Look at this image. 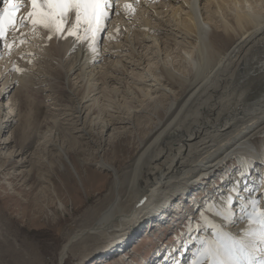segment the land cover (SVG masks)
<instances>
[{"label": "bare ground", "instance_id": "bare-ground-1", "mask_svg": "<svg viewBox=\"0 0 264 264\" xmlns=\"http://www.w3.org/2000/svg\"><path fill=\"white\" fill-rule=\"evenodd\" d=\"M126 4L132 5V9H126ZM118 7L108 10V20L112 19L105 21L104 30L97 37L98 43L105 32V41L110 39V45L116 42L112 46L105 43L112 49L109 48L108 56L102 61L101 57H96L99 56L97 47L93 52L88 41H76L74 37L66 36V33V38L53 35L52 39H48L51 33L39 27L33 31L30 24L8 34L10 48L5 47L1 40L0 60L3 65L0 64V99L10 103L7 107L2 106L3 111H8L1 117L4 120L0 122V134L7 131L15 143L12 146L19 147L15 150L6 148L5 157H0V168L19 163L14 157L21 155L22 158L25 147L28 146L30 150L35 140L45 139L51 143L46 152L48 156L44 157L45 161L41 157L37 158L31 167L37 166L40 170L38 180L43 186L38 192H50L49 184H46L50 181L46 176L48 165L54 168L55 161L60 162L64 150L84 147L82 141L84 137L91 136L92 128L100 129L101 132L104 128H111L108 133L111 135L115 134L113 130L121 127L127 129L129 121H125L122 115L133 113L132 130L135 129L138 138L134 159L125 165H120L117 160L107 162L110 147H114L121 139H129L130 135L126 131L114 136L117 139L106 149L101 147L100 168L113 170L108 191L101 199H97L91 210L86 211V214L89 213V225L75 231L63 244L60 261L70 252L81 258L98 252L100 256L95 258L97 264L104 262L102 256L111 258L113 253L110 245L114 241L132 236L137 231L136 236H139L142 231L137 228L146 217L151 224L155 223L154 214L164 216L167 221L169 217L166 209H176L180 203L175 197L189 187L201 184L202 180H207L204 188L208 187V180L215 179L214 171H219L217 174L220 175L226 170L223 165L219 169L215 167L230 157L234 158L238 166L223 174L228 182L212 190L207 200L213 197L218 201L213 207L216 210L217 235L223 233L235 240L249 239V232L258 225L245 227L250 219L247 215L251 217L257 211H264V0H122ZM22 11L26 14L29 8L25 7ZM135 14L142 21L141 27L136 28V36L133 35L136 41L129 39L131 35L128 38L126 31L119 30L122 26L127 29L137 26L133 23L135 18L132 16ZM120 32L126 34L122 38V45L117 37ZM143 33L138 40L137 35ZM145 42V48L154 56L148 59L144 56L145 60L138 59L139 62L134 49ZM36 58H39L37 64H48L43 68L44 74L48 76L44 79L45 83L54 96L51 99L56 106L63 101L65 106L68 103L65 112L64 104L61 105V112L68 118L60 121V116H49L44 112L45 118L51 119L43 120L42 126L37 122L41 129L37 126L38 132L35 128V134H32L35 140L24 146L22 141L32 136L29 134L27 137L28 134H25L29 121L26 116L30 110L32 112L38 108V104L42 103L39 99H45L43 93L48 92L35 84ZM126 60H131L132 66L127 65L130 61ZM106 61L110 63L103 67ZM96 62L98 64L93 65ZM145 62L148 72L141 68L138 70L137 67ZM23 65L30 66V70H25ZM145 67L142 66L143 69ZM117 71L119 75L115 73ZM130 73L139 92L133 89L127 91L129 87L122 86L123 80L131 77H127ZM71 77L76 80L74 83L81 84H72ZM116 85L119 86L114 88ZM123 89L133 93L130 97L136 99V106L130 105L129 101L132 100L128 99L129 95L126 97L127 93ZM95 90L100 95L93 94ZM8 93L12 97L6 98ZM120 93L124 101L119 98ZM116 97L123 102L117 107L118 110L123 108L122 113L115 108ZM149 99H153V104L148 103L149 115L141 114L147 108L145 101ZM16 100L20 111L15 112V118L12 113ZM48 111L46 113L49 114ZM13 121L16 122L14 125ZM119 124L123 126H117ZM83 131L86 133L81 135ZM52 134L54 137L47 139ZM114 138L108 137L109 142ZM9 140L0 141V144L9 147L7 145L12 143ZM63 144L66 148H63ZM115 149L112 148L114 154ZM35 152L30 154L36 156ZM255 166L259 169L253 175ZM31 167L29 172L34 170ZM71 167L74 174L78 175L76 166L72 164ZM9 168L16 170L15 173L19 171L14 166ZM21 174H13L12 177L18 178ZM253 176L261 178L256 190L251 186L256 184ZM240 182L248 183L241 193L238 188ZM226 185L230 187L226 189ZM250 188L255 190V197L251 195L248 201L246 198ZM193 190H198V187ZM226 191L233 197L237 196L241 203L236 209L237 214L222 199ZM53 192L58 195L55 187ZM191 201L195 203L194 198ZM60 204L63 209V200ZM190 213L176 214L178 223L188 222L186 216ZM237 223L239 225L235 230L226 228ZM186 238L190 240L194 237L186 235ZM202 242L200 238L197 239L193 253L184 254L186 260L194 257L196 260L202 259L199 255ZM147 243L138 246L148 248ZM121 247L128 245L121 244ZM257 247L264 245L258 244ZM129 253L130 258L133 253ZM175 253L179 257L182 250L177 249ZM126 255L113 261L124 259ZM255 255L263 258L264 252L258 251ZM142 258L138 255V259ZM127 259L119 264H131ZM204 264H207L206 260Z\"/></svg>", "mask_w": 264, "mask_h": 264}, {"label": "rangeland", "instance_id": "rangeland-1", "mask_svg": "<svg viewBox=\"0 0 264 264\" xmlns=\"http://www.w3.org/2000/svg\"><path fill=\"white\" fill-rule=\"evenodd\" d=\"M167 9L169 11V8H167ZM263 12H264V10H263ZM164 16L166 18V14H164ZM183 16L184 15L182 14V17ZM132 17L135 18L133 23L136 24L137 26L130 27L129 29H127L126 26H122L119 28V30L120 31L121 30L126 31L127 36L129 34L131 35V37L129 35L128 38L129 37H130L129 39L133 38L136 41V39L134 38V36H136V35H134V33L137 31L136 28L138 29V26L141 24L142 21L138 18V16L136 14L133 15ZM136 22H138V23H136ZM152 22L155 24L157 23L154 21H152ZM139 27H141V26H139ZM134 28H135V30H134ZM128 31H129V33H128ZM120 33L121 34H119V35L116 34V35H118L117 36L118 41H120L121 42L120 45H122V43H124V42H122V38L126 34H124L122 32H120ZM143 35H144V33L142 35L141 34L137 35L138 40ZM104 39H106L105 38V32L101 36V38L99 39L98 43L96 44L97 51L99 53V56H96V57L97 58L101 57L102 58L101 61L103 60L104 57L106 58L108 56V53L110 51L109 50L110 39L108 40V42L105 41ZM105 43H108L109 45L105 44ZM114 44H116V42L112 43L110 46H112ZM145 44H146V42L143 43L142 46L136 45L134 52L136 54L135 56L137 57L136 58L137 60L139 59L140 61H144L145 58L148 59V58H151L152 56H154V55H152L153 54L152 52L151 53L149 52L147 47L145 48ZM107 45H108V47H107ZM110 49H112V48H110ZM158 51H159V49H158ZM119 52H120V49H119ZM113 54H116V53L113 52ZM149 55H151V56L149 57ZM144 56H145V58H144ZM140 57H143V58H140ZM162 57H163V55H162ZM152 59H151V61H153ZM38 60H39V58H36V60H34V62L37 64ZM128 61H130V63ZM132 61H133V59H132ZM132 61L126 60V62H128L127 65H131ZM146 61L149 62L148 60H146ZM109 63H110L109 61H106V63L104 64L103 67L108 66ZM97 64L98 63L96 62L93 65H97ZM106 64H108V65H106ZM145 64H146V62L142 65L143 68L145 67ZM39 66H41V64H37L36 66L34 65V67H35V74H34L35 84H37V86L40 88L47 89L48 92L43 93V98H45V99H41V98L39 99L40 101L42 100V103L38 104V108H34V110L32 112L30 110L28 115L26 116V119H28V117H29V121L27 122L28 123L27 131L25 132L26 135L28 134L27 137L29 136V134L34 135L35 131L38 132L37 128L41 129V127H39V126H42L43 120L45 121L48 119V117H47V119L45 118V115H49V116L53 115L54 116V114H56V116H60V121H63L66 118H68L67 115L64 116L63 115L64 113H62L63 111L64 112L66 111L65 108L68 107V105H67L68 103L66 104L67 107L65 106V101H63L64 103L61 102L62 104H59V106H56V104H54V101H52V99H51L54 96L51 93V91L49 90V87L45 83L46 81L44 79L48 76H46V74H44L43 68L47 67L48 64L43 62L42 66L40 68H39ZM138 66H140V65H138ZM142 66H140L139 68L137 67V69L139 70L141 68L143 71H146L148 65L145 67V69H143ZM23 67H25V70H27V69H29L30 66L23 65ZM52 67H55V66L52 65ZM151 68L152 67H150V69ZM87 72H89V70ZM94 72H96V71H94ZM146 72H148V70ZM115 73L117 75H119L118 71ZM131 75H132V73H130V75L128 74L127 77H129ZM34 77H32V78H34ZM132 78L133 77L131 76V77L127 78L126 80H123L122 86L127 85L129 87V88H126L127 91L131 90V89L138 91L137 87L135 86L136 85L135 81H134L135 79L134 78L132 79ZM132 80L134 83L131 82ZM1 81H2V79H1ZM75 81L76 80L75 79L73 80L71 77V83L72 82L74 83ZM136 81H138V80H136ZM125 83H128L129 85L125 84ZM74 84H76V83H74ZM77 84L80 85L81 83L79 82ZM142 85H143V83H142ZM117 86H119V85H116L113 87L115 88ZM131 87H134V88H131ZM126 89H123V90H125V92L127 93ZM97 93H98V90H95L93 92V94L100 95ZM128 93H127L126 97H128V95H129V97H130V95H133V93H131V94H130V92H128ZM159 94L160 93H158V95ZM9 96H10V93L7 94L6 98H8ZM118 96L120 99H122V101H124L125 98L123 99L120 97L121 93ZM155 96L156 95H154V97ZM10 97H12V96H10ZM129 97H128V99L132 100V101H129V103H131L130 105L133 104L132 106H136L137 105L136 99L133 98V96H131L132 98L131 97L129 98ZM143 98H145V100H146V97H143ZM116 99L117 100H116L115 104H117V105H115V108L118 110V108H117L118 104L120 103L119 105H121V104H123V102L120 99L118 100V97H116ZM128 99H126V100L128 101ZM8 100H10V99H8ZM11 100H14V99L12 98ZM15 102H16V105L13 107V113H12L13 117H15L14 114L16 111H20V107L18 106V101L16 100ZM9 103L10 102H8V101L5 103V100L3 101V98L0 99V122L4 120V118L2 119L1 117L4 116L6 114V112L8 111V109H5V111H3L2 106L7 107L9 105ZM145 103H146L145 107H147V108H145L144 111L141 112V114H148L149 115L148 110L150 109V107H148V103L153 104V99H149L148 101H145ZM61 105L65 106V107H63ZM57 107L60 109H58ZM62 107H63V111H62ZM55 109H56V111H55ZM121 109H122V111H121ZM139 109H140V107H139ZM46 110L47 111L49 110L48 111L49 114L46 113ZM109 111H111V110L109 109ZM113 111H115V110L112 109L111 112H113ZM118 111H119V113L124 112L122 107H120ZM44 112H45V115H44ZM55 112H57V113H55ZM117 112H115V115ZM132 115H133V113L129 114V115H126V114L122 115L125 117V119H124L125 121L126 120L129 121V124L126 125V126H128L127 129L124 130V128L121 127L119 129L113 130V132H115V134L111 135V134H108L111 128L108 130H106V128H104V130L102 132L100 129L94 130L92 128L90 130L91 136L90 137L89 136L84 137L85 140L82 141L84 144L83 145L84 147H78V148L73 147L71 149H67V151L64 150V152H62V155L60 156V162L55 161L54 168L52 167L53 170L49 165L47 167L48 172H47L46 176H47V178L50 179V181H47L46 184L47 185L49 184L50 192H47L44 194H40L38 192L40 190V187L43 186L42 183L38 180L39 179L38 174L40 173V170L37 168V166L31 167V165L33 164V161L37 160V158H39V157H41L42 160L45 161L44 157L48 156V154L46 152H47L48 146L51 143L49 141L46 142L45 139L35 140V139H33L34 138L33 135L29 136L25 141H22L21 144L25 146L27 143H31L33 140H35L32 143L33 147L30 150L27 148L28 146L25 147L26 149H24V154H22V158H21V155L14 157V160L19 162V163L14 162L13 165L10 164L11 166L7 165V167L3 166L0 168V264H97L95 262V258L100 256V254H98V252L92 253L90 256L85 257V258L84 257L81 258V256H79L78 254L74 255L73 253L70 252V253H68L67 257L62 262L59 259L60 253H61V249H62L63 244L67 241V239L70 236H72V234L75 231H77L81 228H84V226L86 227L87 225H89V223H90V221H88V216H89L88 214L89 213L86 214V211H88V209H90V207L94 205V203L97 201V199L98 200L101 199L105 195V193L108 191L109 180L113 177V170L111 169L109 171H106V170L100 168V164H101L100 161L102 159L101 157H99V156H101V153H100L101 147L104 146V148L106 149L110 144H112L117 139V138H114V136L116 137L118 135V133L126 131L130 135L129 139H121L118 141V143L114 147H110L109 155H108L109 160L107 159L108 160L107 162H111L112 160H117L120 162V165L121 164L125 165L126 163H129L130 161H132L134 159V152H136V146H137L138 138L136 136L135 129L132 130V127L134 125ZM50 119L51 118L49 117L48 120H50ZM30 122H33V123H30ZM37 122L39 124L40 123L41 124L39 125ZM98 122L100 123L101 120H99ZM12 123L11 124L14 125V123H16V122L13 121ZM63 124H64V122H63ZM91 125H93V124H91ZM117 126H123V125L119 124ZM35 128H36V130H35ZM129 130H131V131H129ZM85 133L86 132L83 131V132H81V135H83ZM0 136H1V140H0L1 142H5V140L8 138L10 139L9 141H11V135H9L8 132L5 130H4V133L0 134ZM53 137H54V134H52L50 137H47V139L50 140V138H53ZM92 137H94V138H92ZM108 137H113L114 140L112 142H109ZM134 139H136V140H134ZM54 140L56 142H58V141L61 142V140H59V139H54ZM256 140H258V138ZM14 144L15 143L12 142L10 145H7L9 147H4V144H0V148H1V150H0L1 156L0 157L1 158L5 157L4 154H5L6 148H8L9 150L11 148H14V150H15L16 148L19 147L18 145L12 146ZM36 145H40V146H38L39 148L37 147L38 149L36 148ZM2 148H4V149H2ZM63 148H66V145L63 144ZM80 148H82L83 151ZM112 148H116L115 154L112 151ZM33 151L34 152L36 151L35 152L36 156L30 154V153H33ZM232 158L233 157L228 158L227 163H225V165H223V166L233 167L234 165H236L237 163L234 162V159H232ZM61 164L63 166H61ZM72 164H74L76 166V168L78 170L77 171L78 175L74 174V171L71 167ZM12 166H14L15 169L19 170L18 173H15L16 170L13 171L12 168H9ZM4 167H5V169L3 170ZM30 167L34 168V170L32 169L31 172H29ZM219 167L220 166L215 167V168L219 169ZM232 170H234V168H232ZM21 172H22V174L19 175L18 178L12 177L13 174L17 175V174H20ZM216 172L218 173L219 171H216ZM216 172L214 171V173H216ZM217 173H216V177H215L216 182L221 187L222 186L221 181L224 179L223 178L224 173H222L220 175H218ZM7 174H9L10 177H7L8 176ZM208 181L210 182V180H208ZM54 187L57 189L58 195L53 192ZM257 187L258 186L255 185V190ZM226 189H228V188H226ZM250 190H249V193H247V198H246V200H248V201L250 200L249 198H251L252 196L255 197V194H254L255 190L254 191H253V189H250ZM175 198H177V197H175ZM206 199H204V201ZM61 200H63V203L65 205V207L63 209H62L61 204H60ZM208 202H209V204L212 205L211 209L209 210L210 213H208L209 215H207V216H199V215L195 216L196 224H197L199 232H197V235L192 234L196 238H200L202 241H205L204 239H206V241L207 240H215V236L217 235L216 227H218V225L215 224L217 222V220H216V217L214 215L215 214L214 211H216V210L213 208L214 205L211 203V201H208ZM173 203L175 205L174 201H173ZM236 204L237 203H235V205H233L231 207V210L235 211V214H237L236 209L239 206L238 204L236 206ZM191 213H192V211H191ZM163 217L161 216V218H163ZM151 218H152V216H150L149 219L151 220ZM147 221H149V220H147ZM142 222H143V220L141 221V223ZM153 224H154V222H153ZM238 225H239L238 223L235 225L230 224L229 226H226V228L229 227L232 230H235V228L238 227ZM246 225L247 226L250 225L249 221L245 224V227H246ZM139 226H138L137 230H140ZM149 226H151V225H149ZM191 228H193V227L190 225L189 222H185L179 228L173 229V230L164 228L162 230L163 240L165 239L164 242L172 244L173 242H175V239H176V238H174V233L185 232L186 230H188V229L190 230ZM137 232H139V231H137ZM157 233H158V229H157L156 233H154V235H158ZM240 234L241 233H237V235H240ZM128 235H131V233ZM179 245H180V243L175 244V247H174L172 253H174V250L178 249L177 247H179ZM137 247H139V246H134L133 249L131 250V253H133V254L131 255L130 259H128V261L133 259L134 261L137 262V264H140V262H139L140 259H138V255L145 256L146 253L148 252V248H145L144 245H141L139 248H137ZM159 253H161V252H159ZM111 260L112 259L109 257L108 261H104V262H101L99 264H119L120 262H124L126 260V257L124 259L123 258L117 259L116 261H111ZM203 264H204V262H203Z\"/></svg>", "mask_w": 264, "mask_h": 264}, {"label": "snow or ice", "instance_id": "snow-or-ice-1", "mask_svg": "<svg viewBox=\"0 0 264 264\" xmlns=\"http://www.w3.org/2000/svg\"><path fill=\"white\" fill-rule=\"evenodd\" d=\"M25 7L29 11L23 14ZM111 7V0H0V40L10 48L8 34L30 24L33 31L39 27L51 33L48 39L53 35L66 38V33L76 41H88L95 52L97 37L104 30ZM125 8L132 9V5L126 4ZM249 224L258 227L249 232L247 240H235L221 233L215 240L203 241L199 252L202 259L193 264H203L204 260L207 264H264V258L255 255L264 252V247H257L264 245V211L255 212Z\"/></svg>", "mask_w": 264, "mask_h": 264}]
</instances>
